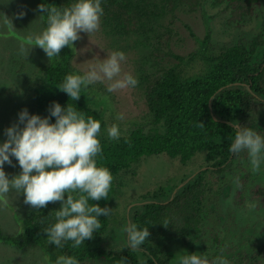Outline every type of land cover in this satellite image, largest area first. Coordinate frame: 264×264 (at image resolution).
Here are the masks:
<instances>
[{
	"label": "trees",
	"instance_id": "1",
	"mask_svg": "<svg viewBox=\"0 0 264 264\" xmlns=\"http://www.w3.org/2000/svg\"><path fill=\"white\" fill-rule=\"evenodd\" d=\"M72 2L35 0L37 9L41 4L67 7ZM204 2L103 0L101 25L104 33L114 37V48L124 52L130 49L140 51L136 60L137 86L148 108L142 121H134L128 127L117 123L122 132L118 141L107 139L104 111L99 108V104H105L108 95L104 84L84 90L77 101H72L58 88L66 74L84 72L73 62L76 53L71 48L64 47L60 57L49 58V63L46 61V64L32 70H26V64L20 62V68L26 70L27 75L23 82L24 108L30 114L48 116L53 102L64 106L70 103L86 116L101 122L99 138L103 153L97 158V166L108 168L113 177L109 197L94 202L101 207L110 208L113 197L125 186L118 187L117 177L144 157L166 153L185 163L197 152L206 150L210 162L207 168L223 172L248 157L246 152L233 155L229 151L235 137L234 124L251 127L264 136V22L261 30L251 38L241 37L223 44L213 43L208 25L205 36L197 37L199 46L196 50L187 54L173 50V42L179 36L176 26L181 19L179 13L203 10ZM261 2L212 1L213 5L221 6L223 11L228 12L227 24L237 27H242L257 13ZM45 19L42 17L44 28ZM75 47L77 49L76 42ZM189 67L197 68V71L189 73ZM99 94L102 98H98ZM206 173L207 170L202 169L172 187L162 185L144 192L127 204L120 221L122 227L132 222L150 232L140 250H131L126 244L119 250L109 249L104 238L110 217L103 215L100 217L101 229L79 248H72L71 242L63 248L48 244L43 231L45 221L54 222V211L61 207V202L33 208L24 203L23 193V209L17 217L19 227L15 233H10L0 223V243L18 250H41L47 256L48 264H54L56 257L64 254L74 255L80 262L90 259L105 262L120 260L125 264H172L173 254L167 241L173 239L185 244L202 232L208 203L214 194L212 185L206 181ZM220 195L225 211L231 203L224 202L223 205L222 193L218 191L214 194L216 198ZM250 197L264 206V184L251 187ZM244 202V197H239L236 205L243 206ZM215 237L218 241V236ZM205 246L208 253L203 249L202 252L210 255V259L220 252L208 244ZM232 256L228 257L230 264H261L264 245L250 251H238Z\"/></svg>",
	"mask_w": 264,
	"mask_h": 264
},
{
	"label": "rangeland",
	"instance_id": "2",
	"mask_svg": "<svg viewBox=\"0 0 264 264\" xmlns=\"http://www.w3.org/2000/svg\"><path fill=\"white\" fill-rule=\"evenodd\" d=\"M212 1L205 0L203 10L179 13L181 19L176 25L179 36L173 42L174 52L187 54L196 50L199 46L197 37L205 36L208 25L211 28V39L216 44L233 42L241 37L251 38L261 30L264 22V0L258 7L257 13L242 27L228 25L226 22L228 12L223 11L221 6L213 5ZM21 11L25 14L22 19H18L17 14ZM184 23L190 27H186ZM43 29V20L35 0H0V142L7 139L4 134L5 129L17 123L18 114L25 109L23 82L27 77L26 70L44 65L49 60L39 46H32V38ZM80 36L81 38L76 41L77 52H75L73 62H76V66L84 72L92 64L99 63L101 59L106 58L108 53L118 51L113 46L116 44L114 37L104 33L101 23L97 31L90 35L81 33ZM21 49L24 51L22 52ZM124 53L127 59L122 64L121 75L131 73L137 78L136 60L140 51L130 49ZM20 62L26 64L25 71L20 68ZM196 71L197 68H188L189 73ZM100 97L102 98L99 94L98 98ZM99 108L104 111L107 127L113 122L128 127L134 121L144 120V115L148 110L138 86L108 93L105 97V104H99ZM117 113H123L122 121L114 119ZM207 165H210V162L207 160L206 150L197 152L185 163L177 157L162 153L144 157L129 171L121 173L116 181L118 187L123 184L125 186L110 203L112 210L109 216V229L104 238L105 245L111 250H119L124 246V233L120 221L124 210L128 208V203L140 194L155 190L159 186L172 187L185 177L202 169L207 170L206 181L210 186L212 185L214 194L218 191L222 193V204L225 205L224 202H226L231 205L223 211L221 195L219 198H216L214 194L211 195L202 232L191 237L185 244H182L183 241L178 242L173 239L167 241L173 254L172 264H175L176 254L185 251L208 253L204 248L206 244L212 249H223V255L227 258L234 256L238 251H250V249L264 245V206L250 197L251 187L264 184V165L261 166L259 172H255L248 157L223 172L208 169ZM4 170L11 179L20 173L21 168L13 157L11 165L5 163ZM119 177H121L120 181ZM21 194L11 191L4 198L6 203L0 202V223L10 233H15L19 227L17 217L23 209ZM236 195L244 197L243 206L236 205L239 198H234ZM215 235L220 241H217ZM202 249L205 252H202ZM0 264H48V260L41 250H18L0 243ZM80 264L125 263L120 260L105 262L89 259ZM261 264H264V257L261 258Z\"/></svg>",
	"mask_w": 264,
	"mask_h": 264
},
{
	"label": "clouds",
	"instance_id": "3",
	"mask_svg": "<svg viewBox=\"0 0 264 264\" xmlns=\"http://www.w3.org/2000/svg\"><path fill=\"white\" fill-rule=\"evenodd\" d=\"M38 11L41 17H46V26L32 38V46H39L53 60L60 57L66 46L77 52L75 42L81 38L80 34L90 35L99 29L104 7L103 0H73L67 7L41 4ZM24 14L21 11L17 18L22 19ZM126 59L123 51H113L83 73L66 74L57 86L72 101H77L84 90L105 82L107 93L134 88L138 79L131 73L121 75ZM114 119L122 121L123 113H117ZM233 127L235 137L229 151L233 155L246 152L253 171L259 172L264 165V136L239 123ZM106 133L112 141H118L122 135L117 123L108 126ZM4 134L7 139L0 142V202L6 203L4 198L11 191L23 193L24 203L33 208L61 202V207L54 211V222L45 221L43 228L47 243L57 248L71 242L76 249L93 238L102 227L100 217L110 216L112 210L94 203L109 197L113 181L108 168L97 166V158L103 153L99 138L101 122L70 103L64 106L53 102L48 116L30 114L26 108L21 110L18 122L6 128ZM13 157L21 171L10 179L4 165H11ZM122 232L126 234V247L131 250H140L150 236L149 229L132 222ZM54 264H80V261L74 255L64 254L58 255ZM175 264H230V261L220 249L211 259L206 254L185 251L176 254Z\"/></svg>",
	"mask_w": 264,
	"mask_h": 264
},
{
	"label": "water",
	"instance_id": "4",
	"mask_svg": "<svg viewBox=\"0 0 264 264\" xmlns=\"http://www.w3.org/2000/svg\"><path fill=\"white\" fill-rule=\"evenodd\" d=\"M182 185V184H181Z\"/></svg>",
	"mask_w": 264,
	"mask_h": 264
}]
</instances>
